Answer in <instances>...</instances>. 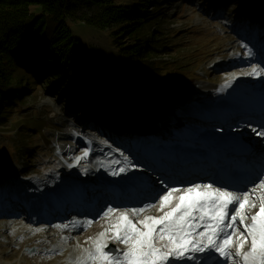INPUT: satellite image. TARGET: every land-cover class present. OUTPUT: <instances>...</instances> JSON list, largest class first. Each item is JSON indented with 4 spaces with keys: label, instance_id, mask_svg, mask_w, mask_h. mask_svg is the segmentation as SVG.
<instances>
[{
    "label": "snow or ice",
    "instance_id": "1",
    "mask_svg": "<svg viewBox=\"0 0 264 264\" xmlns=\"http://www.w3.org/2000/svg\"><path fill=\"white\" fill-rule=\"evenodd\" d=\"M247 74L261 75L264 69L253 68ZM87 155L88 152H84L83 156ZM119 171L125 169L122 167ZM259 187L264 189V178ZM164 188L165 191L157 196L158 210L163 214L133 222L131 217L138 216L145 209L119 212L115 223L93 241L95 251L88 254L93 264L97 261L99 264H169L170 260L191 259L189 253L207 250L231 260L232 264H264V196H257L260 201L257 212L251 215L246 212V208L257 207L249 200V196L256 193L255 188L242 195L212 184L197 183L183 189L164 185ZM115 212L109 208L105 215ZM248 220L251 222H246ZM201 228L203 231H199ZM113 230L112 239L123 244L126 250L105 251L104 238ZM249 240L250 251H244ZM164 241L166 243H161Z\"/></svg>",
    "mask_w": 264,
    "mask_h": 264
},
{
    "label": "rangeland",
    "instance_id": "2",
    "mask_svg": "<svg viewBox=\"0 0 264 264\" xmlns=\"http://www.w3.org/2000/svg\"><path fill=\"white\" fill-rule=\"evenodd\" d=\"M18 86L0 123V196L28 198L29 211L0 217V264H42L35 71Z\"/></svg>",
    "mask_w": 264,
    "mask_h": 264
},
{
    "label": "trees",
    "instance_id": "3",
    "mask_svg": "<svg viewBox=\"0 0 264 264\" xmlns=\"http://www.w3.org/2000/svg\"><path fill=\"white\" fill-rule=\"evenodd\" d=\"M31 8L32 0H0V123L22 88L11 85L35 71Z\"/></svg>",
    "mask_w": 264,
    "mask_h": 264
},
{
    "label": "bare ground",
    "instance_id": "4",
    "mask_svg": "<svg viewBox=\"0 0 264 264\" xmlns=\"http://www.w3.org/2000/svg\"><path fill=\"white\" fill-rule=\"evenodd\" d=\"M28 198H26V200H27ZM26 200H25V202H26ZM14 213H17V211H15ZM34 215H36L35 213L34 214H32V216H34ZM41 221V220H40ZM38 237H36L35 239H37ZM35 239H33V240H35ZM39 240V239H38Z\"/></svg>",
    "mask_w": 264,
    "mask_h": 264
}]
</instances>
